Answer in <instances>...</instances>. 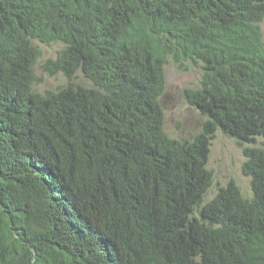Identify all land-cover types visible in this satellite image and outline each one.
I'll return each mask as SVG.
<instances>
[{"label":"trees","instance_id":"trees-1","mask_svg":"<svg viewBox=\"0 0 264 264\" xmlns=\"http://www.w3.org/2000/svg\"><path fill=\"white\" fill-rule=\"evenodd\" d=\"M263 17L264 0H0V264H264ZM34 40L63 44L42 65L55 91H31ZM168 57L202 69L191 140L163 128ZM216 131L249 198L231 180L204 201Z\"/></svg>","mask_w":264,"mask_h":264},{"label":"rangeland","instance_id":"rangeland-1","mask_svg":"<svg viewBox=\"0 0 264 264\" xmlns=\"http://www.w3.org/2000/svg\"><path fill=\"white\" fill-rule=\"evenodd\" d=\"M259 26L264 40V18ZM33 44L40 50V57L34 66V74L39 81L33 88L41 94L47 90L55 91L59 86L64 85L66 80L60 74L48 76L42 70V65L48 59H55L63 45L59 42L41 44L36 40ZM201 71L199 65L187 61L183 63L182 68L177 67L172 61L164 66L165 89L159 102L164 113L163 128L171 138L191 140L202 127L205 118L189 106L184 97L185 89H196L200 86ZM74 82L88 86L80 73H77ZM261 141L257 138L255 143H245L244 146L261 147ZM242 149L235 140L220 131L215 132L207 161V168L213 172V183L205 195V202L213 198L217 188L225 186L231 180L235 182L243 197L251 196L249 178L243 176L241 172L245 160Z\"/></svg>","mask_w":264,"mask_h":264},{"label":"clouds","instance_id":"clouds-1","mask_svg":"<svg viewBox=\"0 0 264 264\" xmlns=\"http://www.w3.org/2000/svg\"><path fill=\"white\" fill-rule=\"evenodd\" d=\"M263 18H264V17H263ZM262 20H263V19H262ZM260 23H261V22H260ZM59 43H60V42H59ZM62 45H63V44H62ZM62 48H63V47H62ZM62 48H61V49H62ZM58 53H59V52H58ZM57 56H58V54H57ZM56 58H57V57H56ZM56 58H55V59H56ZM168 58H169V57H168ZM51 60H52V59H51ZM53 60H54V59H53ZM168 61H171L170 58L168 59ZM184 62H185V61H184ZM187 62L192 63L191 61H187ZM173 63H174V62H173ZM174 64H175V63H174ZM176 65H177V64H176ZM34 66H35V65H34ZM56 75H59V74H56ZM60 75H61V74H60ZM35 84H36V82L33 81L32 84H31V91H32L33 93L41 94V93H39V92H37V91L34 90L33 87H34ZM51 91H53V90H51ZM42 94H43V93H42ZM161 96H162V95H161ZM159 99H160V98H159ZM194 109H195V108H194ZM196 110H197V109H196Z\"/></svg>","mask_w":264,"mask_h":264}]
</instances>
